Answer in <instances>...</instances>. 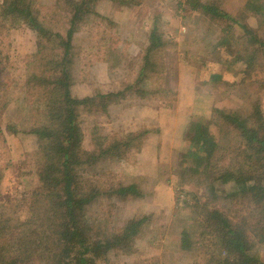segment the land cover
Segmentation results:
<instances>
[{"label": "rangeland", "instance_id": "rangeland-1", "mask_svg": "<svg viewBox=\"0 0 264 264\" xmlns=\"http://www.w3.org/2000/svg\"><path fill=\"white\" fill-rule=\"evenodd\" d=\"M36 1L41 19L52 29L64 31L68 27L72 15L69 7L68 11L64 9L66 0ZM200 1H213L231 15L241 17L240 11L248 0ZM123 2L126 3L100 0L92 8L96 14L91 11L78 24L80 27L73 39L71 92L78 99L91 98L80 108L85 133L80 148L83 157L94 149L96 140L110 144V141L128 140L132 133L145 132L141 139L131 142L132 152L129 150L128 156L101 160L89 175L101 178L105 191L136 184L144 195L127 199L104 196L87 207L86 224L98 233L120 232L128 220L147 217L132 251H110L107 259L102 260L103 264H204V250L200 248L206 239L201 238L202 230H196L201 205L186 195L203 190V185L197 184L202 177L186 173L185 160L190 157L186 153L190 145L187 133L195 124L198 129L219 135L215 122L221 121L222 116L215 109L223 112L264 110V61L261 60L262 67L241 83L243 66L229 59L226 51L217 56L215 51L209 54L205 46L213 39L216 41L223 29L224 33H229V29L237 39L242 38L241 27L230 29L232 22L221 18L208 24L189 9L186 0ZM2 3L0 0L3 76L0 83V111H3L0 119V225L7 219L2 217L4 213L9 215L15 211L24 218L33 193L39 188H35L38 182L33 154L37 149L36 138L29 133L40 123L44 114L41 109L48 111L41 101L49 99L50 89L55 86L41 82L30 89L26 84L28 66L39 58L37 66L51 68L45 73L51 77L53 62L48 66L41 64L59 63L54 51L44 49L37 53L36 32L18 13L4 15ZM154 18L159 19L163 41L168 44L164 47L160 44L151 53L150 61L156 63L155 69L150 70L149 63L140 75L142 79L129 87L143 70ZM255 21L252 17L248 19L252 26H256ZM242 46L235 44L237 49ZM5 57H9V61ZM209 73L220 74L223 80H210ZM237 81H240L238 85L232 84ZM100 92L124 95L104 108L108 102L101 101ZM9 123L20 135L9 129ZM231 129L227 137L232 140L235 130L231 133ZM97 134L100 136L95 139ZM189 149L192 157L188 161L192 162L194 155L201 152L198 147ZM225 189L234 190L231 185ZM240 199L245 201L243 197ZM239 205L242 208L239 199L230 203L228 197L222 202L230 213ZM185 230L195 231L194 242L200 248H181L180 234Z\"/></svg>", "mask_w": 264, "mask_h": 264}, {"label": "trees", "instance_id": "trees-1", "mask_svg": "<svg viewBox=\"0 0 264 264\" xmlns=\"http://www.w3.org/2000/svg\"><path fill=\"white\" fill-rule=\"evenodd\" d=\"M66 1L67 7L64 9L68 11L69 7L72 16L70 26L64 31H55L46 20L41 19L40 12L36 9V0H3L1 6L4 15L18 13L36 32L37 53L44 49L54 51L59 63L50 61L41 64L48 66L53 62L55 67L51 77L45 75L51 68L37 66L39 58H35L28 66L26 84L30 89L36 87L34 84L41 82L46 85L53 84L55 88L50 89L52 92L48 100L41 101L48 111L41 109L44 114L40 123L29 133L36 138L37 149L33 154L37 168L35 174L38 178L35 188L39 187V190L35 189L24 218L15 211L9 215L3 214L2 217L7 219L0 225V264H103L102 260L107 259L110 251H132L136 237L147 219L132 218L120 232L110 233L109 230L103 233L95 232L86 224L87 207L100 198L119 196L127 199L144 195L136 184L111 187L105 191L100 183L102 179L89 175L101 160L128 156L132 152L131 142L141 139L145 132L132 133L128 140L110 141V144L96 140L94 149L86 157L80 153L85 141L80 108L90 102L91 98L78 99L73 97L71 92V67L75 56L73 39L80 27L78 24L92 12L96 14L92 8L100 0ZM123 1L125 0H118L120 4L128 2ZM141 1L135 0L138 3ZM186 3L189 4L190 10L198 17L204 18L208 24L221 18L232 22L230 29L239 26L244 30L242 38L237 39L232 30L227 29L229 33H224L223 29L216 41L213 39L205 45L209 54L215 51L218 56L224 50L229 59L243 66L244 77L241 83H244L246 76L262 67L260 64L261 60L264 61V0H248L240 11L241 17L231 15L213 1L186 0ZM250 17L256 20V26L249 25ZM157 20L159 19L154 18L149 33L143 70L129 87L142 79L140 75L147 65H150L151 53L157 46L166 44ZM239 43L243 45L241 49L235 47V44ZM6 59L9 61V57H5ZM1 64L2 61L0 67ZM151 65L149 69H155L156 63L152 62ZM208 77L210 80H223L217 73H209ZM2 79L0 69V83ZM224 81L231 84L230 81ZM239 82L232 84L238 85ZM122 95V92L98 94L102 102H108L104 108L114 100L117 102ZM111 97L112 100H109ZM214 111H219L218 114L222 116L221 121L215 122L219 135L211 130L206 132L204 129H198L193 124L187 133L189 147H198L201 154L197 152L193 161H188L192 157V150L188 147L186 153H189L190 157L185 160L186 173L202 177L197 184L203 185V190L186 195L187 198L192 196L197 204L201 205L196 230H202L201 238L205 237L207 243L201 248L197 247L194 242L197 239L195 231L185 230L180 234L181 248L193 250L197 247L204 250V264H264V110ZM2 112L0 111V119ZM225 124L227 126L223 127ZM8 127L16 135H20L13 124L9 123ZM229 129L231 133L235 130L232 140L227 137ZM98 136L100 135L97 134L95 139ZM221 162L224 164L218 167ZM227 185H231L234 190L226 191ZM225 197L229 198L230 203H236L239 199V203L243 204L242 208L239 205L230 213L222 206ZM34 202V206H31Z\"/></svg>", "mask_w": 264, "mask_h": 264}]
</instances>
